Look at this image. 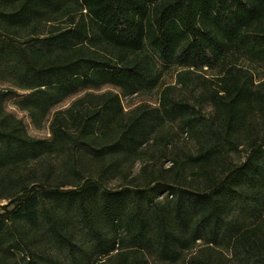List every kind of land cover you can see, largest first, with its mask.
Instances as JSON below:
<instances>
[{
  "label": "trees",
  "instance_id": "trees-1",
  "mask_svg": "<svg viewBox=\"0 0 264 264\" xmlns=\"http://www.w3.org/2000/svg\"><path fill=\"white\" fill-rule=\"evenodd\" d=\"M232 55L264 66V0H0V264H264V81L223 67ZM172 68L158 108L125 111ZM104 87L117 92L56 111ZM9 100L51 137H31ZM169 124L196 153L109 188L146 144H172ZM55 156L63 181L21 174Z\"/></svg>",
  "mask_w": 264,
  "mask_h": 264
},
{
  "label": "rangeland",
  "instance_id": "rangeland-1",
  "mask_svg": "<svg viewBox=\"0 0 264 264\" xmlns=\"http://www.w3.org/2000/svg\"><path fill=\"white\" fill-rule=\"evenodd\" d=\"M47 30V28H44ZM229 65H236L240 68L247 69L252 72L255 77L256 82L264 81V66L259 65L258 63L252 62L242 56L232 55L225 60L223 67H227ZM223 69L220 68L214 71L211 74H207V78H216L219 77L221 71ZM179 72V69L172 68L167 73H165L163 82L159 88H157L154 92L148 95H138L132 96L128 98H123V106L126 112H129L141 105H148L152 108L159 107V99L162 90L165 87L176 86V75ZM177 87V86H176ZM2 89H9V85L1 86ZM106 92H117L112 87H104L99 90H88L83 92L75 97L68 99L65 103L59 106L56 111H64L78 98L84 96L86 93H93L95 95H100ZM18 93H21L18 91ZM176 95L178 98L188 99L192 104L195 103L197 97H199V91L191 90H181V87L177 88ZM7 111L14 115L16 118L21 119L27 126L29 135L36 139H49L50 135V122H45L41 126L37 127L32 124L29 116L20 111L15 106V100H9L6 105ZM202 114L205 118L209 119L214 115V109L210 104H204L200 108ZM162 134H171V145L164 149L163 146L155 144V142H150L146 144L133 158L121 163L119 170L114 174L111 181H109V188L118 189L121 186H144L151 178L158 177L161 171L170 170L173 166L172 158L174 154L179 155H194L196 153V148L194 143L188 139L186 134H182L179 130V127L176 124H169L165 126L162 131ZM236 162L242 161L244 159L243 153H239L233 156ZM88 164L86 166V170L88 172L93 173L96 171V164H92L91 162H86ZM51 171L52 181L59 183L64 179L65 170H64V162L62 158L57 156L51 158H45L39 162H35L25 166L22 169V175L27 176L31 173H34L36 177L42 176L45 172ZM87 172V173H88ZM190 173V172H189ZM190 176V174H189ZM191 178V177H190ZM229 256V255H228ZM231 259V256H229ZM233 260L231 259V262ZM180 264H187V262H181ZM233 264V263H231Z\"/></svg>",
  "mask_w": 264,
  "mask_h": 264
}]
</instances>
